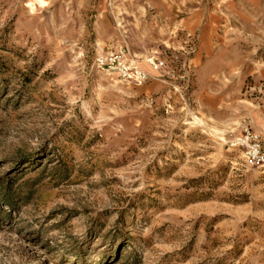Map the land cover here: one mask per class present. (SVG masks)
<instances>
[{
  "label": "rangeland",
  "instance_id": "obj_1",
  "mask_svg": "<svg viewBox=\"0 0 264 264\" xmlns=\"http://www.w3.org/2000/svg\"><path fill=\"white\" fill-rule=\"evenodd\" d=\"M159 1L0 0V264H264V15Z\"/></svg>",
  "mask_w": 264,
  "mask_h": 264
},
{
  "label": "built area",
  "instance_id": "obj_2",
  "mask_svg": "<svg viewBox=\"0 0 264 264\" xmlns=\"http://www.w3.org/2000/svg\"><path fill=\"white\" fill-rule=\"evenodd\" d=\"M95 67L103 72H116L123 80L141 84L147 80V73L141 69L136 59L123 49L98 54ZM243 147L245 159L253 166L264 164V142L259 134L246 130L237 141Z\"/></svg>",
  "mask_w": 264,
  "mask_h": 264
},
{
  "label": "crops",
  "instance_id": "obj_3",
  "mask_svg": "<svg viewBox=\"0 0 264 264\" xmlns=\"http://www.w3.org/2000/svg\"><path fill=\"white\" fill-rule=\"evenodd\" d=\"M242 1H243V3L253 5V11H254L253 15H256V21L261 15H264V0H242ZM159 2L161 4V6L166 7L165 6V0H160ZM174 11H176L175 8H173V15H175ZM237 12H238L237 15H239V16L249 15L248 11L246 10V8L244 6L238 7ZM213 13L214 12H211V11H210V13L206 12L205 10L203 12L196 11V12L190 13L189 15H187L183 18L179 17L178 19H174L173 22H174V24H177V26H179V25H180V27L182 26L183 29L187 32L196 30L198 28H202L203 31L206 32V29H208V27L212 26L213 24L209 23L210 21L208 22L207 18H205V20L201 21L199 16L200 15H202V16L208 15V17H210V15L211 14L213 15ZM176 15H178V14H176ZM252 24H247V25L252 27ZM259 26H260V24L258 22H256V29L257 28L260 29ZM204 36H205V34H204ZM202 38H203V33H201V40H202ZM206 40H207V38L204 39V41H206ZM252 73H253V75L256 74V69L253 70ZM249 74H250V72H249Z\"/></svg>",
  "mask_w": 264,
  "mask_h": 264
},
{
  "label": "bare ground",
  "instance_id": "obj_4",
  "mask_svg": "<svg viewBox=\"0 0 264 264\" xmlns=\"http://www.w3.org/2000/svg\"><path fill=\"white\" fill-rule=\"evenodd\" d=\"M139 64V63H138Z\"/></svg>",
  "mask_w": 264,
  "mask_h": 264
}]
</instances>
